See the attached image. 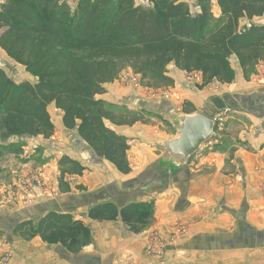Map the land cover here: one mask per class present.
<instances>
[{
	"label": "trees",
	"instance_id": "obj_1",
	"mask_svg": "<svg viewBox=\"0 0 264 264\" xmlns=\"http://www.w3.org/2000/svg\"><path fill=\"white\" fill-rule=\"evenodd\" d=\"M148 1L136 6L134 0H80L73 12L59 0L2 3L0 50L37 80L34 85L14 84L0 68V140L15 134L50 139L54 128L47 108L53 105L62 114L65 130H75L98 159L128 175L129 140L105 122L133 126L144 121L139 113L131 115L97 99L106 84L131 69L143 88H173L167 76V67L173 65L199 74L202 89L213 81L231 84L233 58L244 78L249 67L264 60V25L252 23L264 17V0H196L194 9L184 0ZM194 112L191 104L183 103L181 113ZM58 169L61 193L70 189L67 176L85 171L68 156L60 158ZM151 209L147 203L118 208L107 202L92 206L86 216L137 224L143 211ZM12 234L60 244L69 253L80 252L90 242L85 223L66 212L49 211L36 222H21Z\"/></svg>",
	"mask_w": 264,
	"mask_h": 264
},
{
	"label": "crops",
	"instance_id": "obj_2",
	"mask_svg": "<svg viewBox=\"0 0 264 264\" xmlns=\"http://www.w3.org/2000/svg\"><path fill=\"white\" fill-rule=\"evenodd\" d=\"M263 19L264 17L254 19L252 23L264 25L263 22H257ZM246 25L249 23L246 22ZM260 65L264 68V62ZM171 66L167 76L174 81L173 88L169 89L176 95L175 102L178 105L183 102L191 104L195 109L194 113L217 121L223 114V106L235 109L237 101H240V104L246 101L250 103L253 109L250 115L253 131L246 136L251 141L252 149L237 146V137L235 143L232 142L234 144L230 143L231 135L219 129L220 131L214 133L213 139L201 147L182 171L168 180H162L154 174V166L161 155L155 159V155L146 149L147 145L139 149L138 152L143 153L144 160L140 159L138 163L137 160L130 159L129 148L127 158L131 173L122 175L111 164L98 159L80 140L77 149L84 148L85 153L89 152L93 159L104 162L105 164L100 165L101 170L109 175L126 177L132 176L135 171H144L146 179L155 180L154 184H146L138 196L133 195L135 200L123 203L109 198L97 204L109 202L121 208L133 202H147L153 196L152 190L148 189L151 186L159 190L154 194L157 208L156 228L158 227L165 236H170L177 221L182 220L188 228L184 238L167 246L161 259L155 258V261H150L151 264H264V85L254 84V78L246 82L239 64H236L233 67L235 79L231 84L223 85L213 81L198 89L196 85L201 82L199 74H196L195 80H187L189 76L186 77L185 74H189ZM121 81L118 78L106 84L105 93L97 99L116 110H119L116 107L118 105H123L128 111L144 109L145 101L138 97L141 93ZM52 106L49 105L47 110ZM53 108L52 110L55 109ZM54 111L57 112V125L60 126L62 114L56 109ZM171 115L173 113L169 112V119ZM105 124L118 135L126 137L130 147L139 136L140 123L133 126H116L106 121ZM239 138L246 139L244 132L239 134ZM162 142L164 141L154 144V148L158 150ZM86 172L83 174V183L89 182ZM91 178L94 182L91 185L92 190L88 192L94 197L103 198L111 194L112 191L105 187L104 175L94 173ZM135 181L131 180L130 185H134ZM158 183L164 185L159 186ZM104 223L108 224L109 229L99 225L93 226L92 255L87 257L89 260H82L81 254V259L74 262L61 247L40 243L38 247L37 244L27 246L23 261L16 252L12 264L149 263L143 253L146 245L145 234L129 233L118 220ZM60 253H63V256Z\"/></svg>",
	"mask_w": 264,
	"mask_h": 264
},
{
	"label": "rangeland",
	"instance_id": "obj_3",
	"mask_svg": "<svg viewBox=\"0 0 264 264\" xmlns=\"http://www.w3.org/2000/svg\"><path fill=\"white\" fill-rule=\"evenodd\" d=\"M6 0H0V5ZM80 0H59V3L67 5L73 12ZM186 2L194 9L196 0H186ZM136 6L148 5V0H134ZM212 12L215 16L218 11L212 4ZM258 23H264L263 20H258ZM245 22L241 23L244 26ZM236 62L231 60V67L233 68ZM256 62L253 66L249 67L247 78L244 80L254 81V84L259 85V78L264 77V68L260 67V63ZM169 65L167 73H170ZM0 68L4 71L9 81L14 84H27L34 85L36 78L26 71L25 67L15 63L3 51L0 50ZM259 68V71H258ZM14 69L18 73L13 74ZM234 70V69H233ZM174 72V71H173ZM187 80H195L196 74H189ZM120 78L126 85L141 93L140 97L145 101L142 110H130L124 108L123 105L116 106L119 110L122 109L126 112H131V115L137 113L143 118L144 123L138 126V137L130 147V159L133 161L144 160L143 153H139V149L145 148L147 145L149 153H153L155 159L161 155L160 151L154 148V144L160 141H166L175 136L170 119V113H181L182 105H178L176 95L169 88L164 89H146L139 84L140 76L133 73L131 69L123 71L117 79ZM116 80V79H115ZM121 81V82H122ZM198 89L199 85H196ZM174 99V100H172ZM241 103L237 101L235 109L233 107L222 108L223 114L218 117L217 131L224 133L225 131L231 135L230 143H235L237 146L252 149L251 141L247 134L250 135L253 131L251 113L253 111L250 103ZM186 103V102H183ZM244 106V107H243ZM242 107L244 109H242ZM53 106L47 111L50 115V121L54 128L53 136L44 140L41 137L31 138L24 134H15L6 140H0V264H12L13 259L16 258L15 253H19V258L23 261V256L26 255L29 245H38L43 243L38 237L26 239L17 237L12 234L13 228L24 221H37L42 215L49 211L66 212L70 213L74 219H80L85 223L90 235V242L83 247L80 252L69 253L62 245L55 244L64 249L67 256L71 259L79 261L92 255V232L93 226H101V228H108L107 223L94 221L87 218L86 214L89 208L100 202L101 200L115 199V201L123 203L135 200L134 196L145 188L146 184H154V179H146L144 171H135L132 176L118 177L109 175L108 172L102 171V161L95 160L89 156V152L85 153V149H77L80 139L76 131H67L63 129L62 125L58 126L59 120L57 112L52 110ZM179 109V111H178ZM235 111V112H234ZM238 111L239 113H236ZM243 113V114H242ZM244 132L245 140L239 138V134ZM232 143V144H234ZM129 151V150H128ZM68 156L72 159L79 161L85 165L86 176L89 182L83 183L82 176H67L66 182L69 184V191L61 193L58 189L59 169L58 161L61 157ZM84 171V172H85ZM101 174L105 176L104 182L106 188L111 190V194L106 197H94L91 194L93 174ZM135 181L134 185H130V181ZM158 185H164L158 183ZM151 186L148 189L152 190L153 196L147 200V203L152 205L151 210H144L141 220L137 224L126 222L118 219L120 224L133 235H146V245L143 249L144 256L149 260L155 261L161 259L164 255L166 247L176 243L178 240L184 238L187 232V225L182 220L177 221L170 232V236L163 235L160 229L156 228L157 223V208L156 199L154 194L159 190ZM120 196H122L120 198ZM140 203V202H133ZM120 204V203H119ZM159 216V215H158ZM161 216V215H160ZM185 217L184 215H181ZM45 244V243H44ZM15 245H17L15 247ZM48 245V244H47ZM28 246V247H27ZM34 249V248H33ZM39 249V248H38ZM91 251V252H89ZM43 253V252H42ZM63 256V253H60ZM85 257V258H84ZM18 258V257H17ZM32 260V259H31Z\"/></svg>",
	"mask_w": 264,
	"mask_h": 264
},
{
	"label": "water",
	"instance_id": "obj_4",
	"mask_svg": "<svg viewBox=\"0 0 264 264\" xmlns=\"http://www.w3.org/2000/svg\"><path fill=\"white\" fill-rule=\"evenodd\" d=\"M250 25H248L249 27ZM14 69L13 74H17ZM170 123L175 136L158 146L161 152L154 166V174L168 180L182 171L189 160L214 137L216 121L201 114L176 113Z\"/></svg>",
	"mask_w": 264,
	"mask_h": 264
},
{
	"label": "built area",
	"instance_id": "obj_5",
	"mask_svg": "<svg viewBox=\"0 0 264 264\" xmlns=\"http://www.w3.org/2000/svg\"><path fill=\"white\" fill-rule=\"evenodd\" d=\"M259 83H260L261 85H264V77L259 78Z\"/></svg>",
	"mask_w": 264,
	"mask_h": 264
}]
</instances>
